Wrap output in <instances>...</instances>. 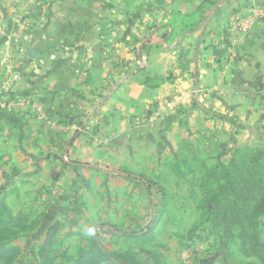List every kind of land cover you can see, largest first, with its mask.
Instances as JSON below:
<instances>
[{"label":"crops","instance_id":"crops-1","mask_svg":"<svg viewBox=\"0 0 264 264\" xmlns=\"http://www.w3.org/2000/svg\"><path fill=\"white\" fill-rule=\"evenodd\" d=\"M21 96L44 117L0 107V193L29 176L49 207L145 145L250 142L264 135V0H0V99Z\"/></svg>","mask_w":264,"mask_h":264},{"label":"rangeland","instance_id":"rangeland-1","mask_svg":"<svg viewBox=\"0 0 264 264\" xmlns=\"http://www.w3.org/2000/svg\"><path fill=\"white\" fill-rule=\"evenodd\" d=\"M143 149L145 154L137 162L126 159L117 169L88 170L74 195L75 186L63 188L64 192L53 187L65 197L57 207L39 201V181L29 176L22 177L25 183H13L10 192H1L14 215L33 225L14 240L21 250L14 264H35L39 246L48 238L53 264H72L93 237L110 251L133 252L142 264H152L155 254L163 264H259L251 250L242 247L237 225L229 233L216 208L226 197L235 205L245 200L251 205L259 197L264 172L247 174V181L232 195L231 173L221 170L232 171L231 160L264 149V135L241 145H145ZM259 159L264 162L263 156ZM233 165L236 170L238 163ZM153 221V244L134 237ZM260 228L264 239V215Z\"/></svg>","mask_w":264,"mask_h":264},{"label":"trees","instance_id":"trees-1","mask_svg":"<svg viewBox=\"0 0 264 264\" xmlns=\"http://www.w3.org/2000/svg\"><path fill=\"white\" fill-rule=\"evenodd\" d=\"M144 82H146L144 80ZM26 97V96H25ZM256 154V155H255ZM261 156L264 160V149L246 152L239 155L236 160L230 161V169H222V173H231V180L228 183V189L232 195L237 192L239 184L246 182V175L255 176L259 172H264V162L260 163ZM234 163H238L237 169L234 170ZM252 165L253 168L249 166ZM262 170V171H260ZM245 171V173H244ZM218 172H215L216 175ZM264 174V173H263ZM4 195V194H2ZM0 196V264H14L17 256L20 254V247L15 244V238L21 231L26 229L30 231L33 225L25 223V220L11 211L4 202V196ZM258 198L255 203L251 204L245 200L243 205L228 203V197L216 209L221 210L224 220L222 224L225 229L231 233L234 225L239 229V236L242 247H248L251 255L254 256L259 264H264V239L261 235L260 217L264 215V185L258 190ZM156 221L150 223L144 231L134 234V237L143 243L155 242L153 230ZM51 238L40 245V256L38 255L35 264H53L51 256ZM72 264H142L136 259L133 252L110 251L95 237L89 241V246L82 249ZM152 264H163L162 259L157 254L153 255Z\"/></svg>","mask_w":264,"mask_h":264},{"label":"built area","instance_id":"built-area-1","mask_svg":"<svg viewBox=\"0 0 264 264\" xmlns=\"http://www.w3.org/2000/svg\"><path fill=\"white\" fill-rule=\"evenodd\" d=\"M260 14V10H256L252 16H247L244 18H238L235 22H234V26L236 27V29L238 30H248L249 27L251 26L252 22H253V18L256 15ZM20 77L19 74H15L13 76V80L18 79ZM12 80L6 81L5 84H11ZM5 105L11 106L13 108H17V109H21V110H29L30 112H32L37 118L42 119L44 117L43 111L41 106L32 101L31 99L25 97V96H21L19 98L16 99H9L7 101H2L0 99V107H4Z\"/></svg>","mask_w":264,"mask_h":264},{"label":"water","instance_id":"water-1","mask_svg":"<svg viewBox=\"0 0 264 264\" xmlns=\"http://www.w3.org/2000/svg\"><path fill=\"white\" fill-rule=\"evenodd\" d=\"M28 56L30 58H34L36 56V51L35 50H30L29 53H28Z\"/></svg>","mask_w":264,"mask_h":264}]
</instances>
